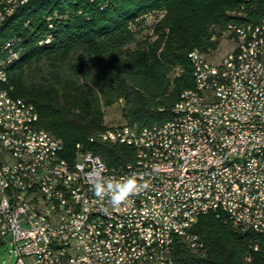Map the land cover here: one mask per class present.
Segmentation results:
<instances>
[{
    "label": "built area",
    "instance_id": "2783aa9c",
    "mask_svg": "<svg viewBox=\"0 0 264 264\" xmlns=\"http://www.w3.org/2000/svg\"><path fill=\"white\" fill-rule=\"evenodd\" d=\"M20 2L7 0L0 24ZM234 14L244 18L213 25L212 40L233 41L217 65H207L199 48L188 54L200 72H192L196 91L183 90L184 106L173 107L181 108L182 124L170 117L151 127L112 125L90 136L135 148L134 159L119 166L80 143L67 154L60 138L37 125L35 105L12 95L8 75L0 72V131L18 133L0 148L25 155L24 173L0 166V217L8 216L0 248L11 247L14 264H176V238L201 248L192 227L201 214L219 215L221 202H228L232 223L264 233V16L247 18L243 6ZM250 25H257L255 37H248ZM15 45L16 38L8 45L14 53ZM195 109L205 111L206 124H198ZM97 172L113 181L136 176L147 187L113 208L94 195ZM26 173H33V182L21 181ZM38 189L49 191L52 221L41 213ZM86 213H93V225L80 235ZM155 226H162L161 235H153ZM262 243L250 247L257 251Z\"/></svg>",
    "mask_w": 264,
    "mask_h": 264
},
{
    "label": "trees",
    "instance_id": "16d2710c",
    "mask_svg": "<svg viewBox=\"0 0 264 264\" xmlns=\"http://www.w3.org/2000/svg\"><path fill=\"white\" fill-rule=\"evenodd\" d=\"M241 6L247 18L264 16V0H28L0 25V54L10 38L20 50L8 65L11 93L35 105L37 125L67 154L80 143L122 165L134 159L133 146L90 140L108 127L104 107L121 101L124 124L138 128L170 118L182 91L195 86L188 54L214 46L213 25L244 18L234 14ZM154 10L163 12L156 35L141 41L133 25ZM45 34L50 41L39 43ZM192 231L203 246L177 237L176 264H264V243L250 247L264 236L223 211L201 214Z\"/></svg>",
    "mask_w": 264,
    "mask_h": 264
},
{
    "label": "bare ground",
    "instance_id": "6f19581e",
    "mask_svg": "<svg viewBox=\"0 0 264 264\" xmlns=\"http://www.w3.org/2000/svg\"><path fill=\"white\" fill-rule=\"evenodd\" d=\"M28 0H21L19 4H16V9L22 5L27 3ZM7 5V0H0V16H4V9ZM11 15V14H10ZM8 15V16H10ZM7 16V17H8ZM7 17H2V23L5 21ZM2 23L0 25H2ZM257 35V25H250L248 27V37H255ZM48 39L39 40V43L49 42L51 39V35ZM15 40L8 39L4 42L1 48L0 54V72L3 75H7L8 65L15 61L20 54V50L15 45V53L14 47H8V45H14ZM6 47V48H5ZM192 50L189 54H191ZM10 56V57H6ZM192 63L193 72H200V64L196 63L195 58H190ZM206 64L207 65H217V63L213 62L206 56ZM235 73H242V65H235ZM0 83H2V76L0 75ZM189 91H196V84L193 88H189ZM176 106H184V99H179ZM181 108H172L171 118H174V124H182ZM185 117H192V110H185ZM194 118L198 119V124H206L205 111L203 109H195ZM162 123H165L163 121ZM18 140V133H13V131H0V146H4V141H16ZM90 140L93 141L94 138L90 137ZM93 152V151H91ZM20 162H25V155L16 152V150H12L10 148H0V166H9L12 173H24V166L21 165ZM21 181L33 182V173L21 174ZM11 182H18V175H11ZM38 200L39 207L41 209V213L44 214L45 221H52L53 219V206L49 203V191L46 189H38ZM220 211L226 213L228 219L232 222V217L230 216L229 204L228 202H221ZM0 212H1V204H0ZM8 224V216L0 217V228H6ZM93 225V213H86L84 218L80 221L79 226V234L87 235V230L91 228ZM162 226L153 227V235H161ZM264 236V233H260Z\"/></svg>",
    "mask_w": 264,
    "mask_h": 264
},
{
    "label": "rangeland",
    "instance_id": "374dc122",
    "mask_svg": "<svg viewBox=\"0 0 264 264\" xmlns=\"http://www.w3.org/2000/svg\"><path fill=\"white\" fill-rule=\"evenodd\" d=\"M163 12L160 10H154L148 12L141 20L139 24L133 25L138 31L140 40H146L147 38L155 37V25L162 17ZM214 46L206 49L207 57L215 63L221 61V59L233 49V41L227 36L218 35ZM135 45L131 47L134 48ZM122 102H116L112 105L104 107V123L108 126L121 125L125 121L121 113ZM10 246L0 248V264H14L15 256L10 253Z\"/></svg>",
    "mask_w": 264,
    "mask_h": 264
},
{
    "label": "clouds",
    "instance_id": "9594fccd",
    "mask_svg": "<svg viewBox=\"0 0 264 264\" xmlns=\"http://www.w3.org/2000/svg\"><path fill=\"white\" fill-rule=\"evenodd\" d=\"M147 185L138 182L136 176L122 178L120 181L104 180L100 172L96 173L93 185L94 195L103 200L108 198L113 208H120L127 204L130 198L138 195Z\"/></svg>",
    "mask_w": 264,
    "mask_h": 264
}]
</instances>
